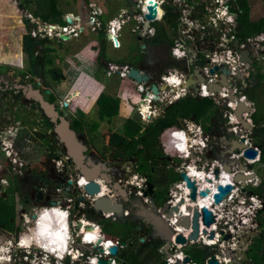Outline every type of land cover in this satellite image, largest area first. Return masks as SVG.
Listing matches in <instances>:
<instances>
[{
    "label": "rangeland",
    "instance_id": "1",
    "mask_svg": "<svg viewBox=\"0 0 264 264\" xmlns=\"http://www.w3.org/2000/svg\"><path fill=\"white\" fill-rule=\"evenodd\" d=\"M26 1L30 5H32V1L37 3V7L35 5L34 7L38 13H31L34 18L31 21L29 20V13H20V10L25 12ZM90 1L92 0H57L52 4L50 0H41V6L38 0H0V70L6 71L9 68H16L19 73L27 76L32 73L36 76L42 83L40 87L43 91L46 94L50 91L47 95L54 98L53 101L62 110H65L67 116L74 121L81 138L84 139L90 148L89 155L93 150H98L101 154L113 150L116 159H124V161L128 159V154L122 153L115 148L117 147L115 136H124L126 122L134 120L142 127L141 132L136 137L139 148L142 147L139 143H142L143 139H148L151 143L155 142L154 144L157 146L159 153L162 154L160 155L162 158L157 156L159 159H154V164L159 166L160 171L163 170L161 166L170 170L161 174L167 185L172 179L177 178V172L190 164L195 165L199 169L213 170L218 165L226 164L231 170L229 173L233 175L237 171V167L241 165L247 168L246 171L240 170L241 174H249L251 172L256 174L253 179L246 181L244 187H241L240 182L236 183L241 195L245 194V192L250 193L249 188L259 185L264 179V164L259 161L260 150L254 145L257 141L254 138V125L251 121L252 129L247 131L240 125L238 120L232 123L234 114H231L230 111L232 109L229 110L227 107L230 100L222 98L219 92H215L207 98L213 100L215 107L219 108L223 118L222 122H218L213 118L214 115L210 119L202 118L199 121L194 120V116L191 115L189 118L178 117L180 127L171 126L165 129L158 138H153L149 132V127L158 119H164L171 107L179 100L189 96L196 100L202 98L199 95V88L197 90L188 88L185 91L167 88L164 94L154 99L150 91L153 83L162 84L164 82L163 77L168 76L170 73L179 75L183 79L184 77L181 74H191L195 66H199L202 73L203 66H208L207 59L214 58L212 52L217 48L222 51L220 56L223 53L222 58H224L225 64L221 67L225 66L229 70L232 60L234 58L236 60V57L233 56L235 52L234 45H242L248 39L244 41L238 40L236 35L234 42L229 41L233 33L231 29L238 32L237 12L231 10L235 14V21L229 24L227 16H224L223 5H218L215 0H158L162 11H164L163 6L170 5L174 13L177 14L178 20L173 34L171 33L172 29L166 26V30L172 40L184 39L185 37L181 29L184 25H180L182 20L183 23L186 21L184 18L181 20V8L183 6H188L186 14L189 23L193 26L205 27L206 32L198 33L192 37L191 49L197 54V59H194V64L192 65L189 62L190 57L185 60H175L171 55V51L169 54V51L164 48L147 46L144 43V38L155 35V28L151 25L148 31H154V35H149L147 32L149 36L145 35V37L142 36L143 30L136 31L139 28L143 29V25L140 23L143 18V12L139 0H101L100 7L102 9L92 8ZM249 3L252 11L248 15L253 21L259 20L264 16L263 0H249ZM203 5L204 8H209L210 14L206 10L209 17L202 18L205 12L202 8ZM135 9H138V12H135ZM103 10L104 13L112 11V13H109L110 16H117L118 13L122 12L123 14L121 13L119 22H116L117 24L129 22L126 27L116 30L115 37L119 44H122L117 50L113 49V43L117 46L119 45L113 41L111 34L113 28L111 22L113 20L111 22L107 20V22L101 24L99 19H95L98 23L94 24L93 15L99 16ZM191 11L192 13H190ZM62 12L64 13L63 16ZM57 13L61 14L63 20H67L72 15L74 16L75 13L79 16V18L74 16L75 21L77 20L78 23L74 24L71 22L72 26H61V29L55 26L52 30L51 27L47 28L48 25L45 20L43 22L37 17L38 15L40 17L45 16L50 18V22H52L56 19L54 17L58 15ZM155 21H152L151 24ZM31 22L33 23L29 24ZM53 23L59 22L54 20ZM43 27L47 28V33H44ZM63 27H68L70 31L64 33ZM39 30H44L42 34L45 36L40 37L39 40L43 43L42 45H45L50 50L44 53L42 51H46V49L42 50V48L40 49L39 46H36L34 53L41 54L42 64H31L30 59L27 62L28 57L24 48L27 47L28 37H33V34H36ZM254 38L256 40L255 44H253L254 48L249 51L252 52L251 55L254 60L253 65L248 64L250 77L246 79L245 83L237 81L236 84L239 87L238 92L242 94H246V91L250 88L254 89L252 94L257 97L256 106L248 97L247 100L253 104V111H255L256 107L264 114V78L259 77L264 76V29L262 33L255 35ZM29 40L32 41V38H29ZM241 52L239 53L241 54ZM85 56H89V59ZM105 61L109 62L107 67L104 66ZM197 61H200L201 65ZM110 64L116 66V69H113L117 70L111 75L109 71L113 66ZM173 64L182 67L183 70L173 68ZM126 65L136 70H139V65H143L155 79L138 82L130 78L128 73L123 76ZM31 68L33 72H30ZM218 73L220 75V72ZM140 74L144 75L143 71L140 70ZM211 75L214 74H210V77ZM256 75L259 76L256 77ZM229 77H227L228 82L234 85V79L231 80ZM108 93L119 100V114L113 118L101 120L98 100ZM9 97L10 95L0 94V176L2 177L0 180V199L8 202L14 208L15 218L11 222L15 225V231L9 232L0 227V264H34L35 260H30L29 255L38 259L39 262H44L47 260L46 249H44L46 251L44 252L43 249L41 250L40 247L35 245L32 248L21 247L19 239H26L32 235L31 230L36 229L35 222L38 217L35 218L36 220L33 219L36 213H41L42 210H51L54 206L46 203V200H39V203L35 204V206H26L24 199L20 197L16 190V175L21 176L22 180H26V183L28 182L25 186V194L29 195L33 202L34 199H38L40 192L44 193L45 196L48 194L49 196H56V198H66L70 203L73 198H76V202H78L80 207L77 206L75 212H72L67 207L70 210V216L74 217V221L77 223L88 221V218L87 215L82 213L83 209H81L79 201L80 196L76 192V180L79 178L78 172L73 164L69 165L68 168L64 166L70 160L65 146L55 140V135L46 122L43 121L40 110L31 107L30 104H26L22 98L21 102L12 103L10 101L11 97ZM150 101H153L152 105H150ZM181 102L183 103V101ZM143 104L148 106L149 114L148 112L144 114L143 110H141L144 109ZM253 113L245 114L247 115L246 119L249 120ZM6 122L8 124L5 126ZM218 124H220L219 128ZM202 127L203 129H201ZM205 127L208 129L207 131H205ZM234 128H237V134L231 132ZM171 130H180L191 135L193 132L197 133L198 136L195 141H199L204 147L200 149L198 147L193 152L186 153L188 158L185 159L184 155H180L174 149L178 143H173V139L169 138L171 137ZM25 136L27 138L24 143L22 141ZM238 136H245L247 142L249 139V145L258 150V157L253 159V163L247 162L243 157H236L241 152L231 148V140L239 138ZM126 140H129L128 142L132 141L131 139ZM140 157L141 159L145 158L144 153H141ZM232 161H234V165H231ZM123 167L131 170L134 166L127 163ZM142 170L145 171L146 168ZM173 173H177V175ZM156 174L155 172L152 177L153 183L156 182ZM65 176L66 179H64ZM171 177L172 179L170 180ZM48 179L54 181V184L46 185L45 181ZM60 179L64 180L63 183L67 187L70 180L75 181L71 188L72 192H65L63 185L61 186L62 188L59 187ZM156 184L155 186L158 187L159 184ZM169 190L175 193L176 188L172 187ZM98 219L102 218L98 217ZM95 223L97 224V222ZM119 223H123V221L110 218L104 224H101L102 228L101 226L100 228L103 229L102 232L107 237H111V234L128 233V224L125 222L123 224ZM79 232L80 229L77 226L70 229L71 240L68 246L71 255H74L72 252L78 249L75 251L88 252V254H92L90 255L92 257L96 248L88 251L86 247L91 245H83L81 243ZM259 233L260 229L258 227L253 228L243 233L242 238L245 242H252ZM36 237L38 235L34 236V238ZM124 238L129 240L127 235ZM130 240L134 243L133 247L129 248V242L126 241V250L129 248L132 251V249H137L134 247L138 246L152 247L148 245V242L142 243L139 236H135V234ZM125 249H119L118 261L120 260V252L123 254L126 251ZM212 250L215 251L216 247H212ZM161 255L163 263L165 255ZM25 257L27 258L25 259ZM49 257L48 260L50 261L52 257L50 255ZM142 257V254H140L139 258ZM11 258L12 262L10 263ZM147 259H145L143 264H146ZM66 263L73 264L74 262L71 258H68ZM54 264L62 263L55 261Z\"/></svg>",
    "mask_w": 264,
    "mask_h": 264
},
{
    "label": "water",
    "instance_id": "2",
    "mask_svg": "<svg viewBox=\"0 0 264 264\" xmlns=\"http://www.w3.org/2000/svg\"><path fill=\"white\" fill-rule=\"evenodd\" d=\"M144 0V3H148L146 6L149 13L145 14V21L143 23V33L144 37L148 29L151 27V22L157 18V4L153 3L151 0ZM140 3V5L143 4ZM138 12V9L134 10ZM142 39V37H140ZM238 47V44L236 45ZM190 64H194V59H197L196 52L190 50ZM240 61L247 64H254V60L250 57V53L246 50L241 52ZM220 72V83L209 84V91L212 93L219 92L223 87L228 88L230 93L229 99L232 102L237 103V108L235 110L236 119L240 125L250 131L252 129L251 124L248 120H245L243 114L250 113L252 110L244 101L243 96L236 92L234 87H230L227 77L230 75V70L227 67L214 66L210 73L214 74ZM130 78L141 82L147 80V77L143 74H140V70L131 68L128 72ZM205 78L201 73V68L195 66L192 73L187 79V88H192L194 90L198 89V85L201 82H204ZM1 83V82H0ZM245 83V82H244ZM24 93L29 100H34L39 103L41 109L45 115L50 119V121L55 125V133L57 139L64 144L67 154L70 158V162L75 165L76 171L84 179V186L82 189L77 188V194H79V201L84 202L88 209H90L95 215L100 216L102 219H113L117 220L120 218H125V211L129 213L126 203L128 202V197L125 189L122 187L120 182L113 181V178L110 176V168L107 166V163H96L93 162L88 157V152L90 150L89 146L81 139L78 132L73 128L71 120L67 117V112L59 111L56 104L50 102L45 95L42 93L41 89L35 88L33 85L23 86ZM153 91L158 94V87L154 85L152 87ZM162 90H167V86H162ZM250 125V126H249ZM239 137V136H238ZM249 142V139H248ZM246 141L245 136H240L237 139L231 140L233 149H236L238 152H242V155L245 158L250 160L257 157L258 150L249 145ZM232 160H234L232 158ZM231 165H234V161L231 162ZM225 173H229L231 170L226 165H221ZM240 170L246 171L247 168L244 166H238L237 171L234 173L233 182L236 184L240 182L241 187L246 185V181L253 179L256 174L253 172L249 174H241ZM214 178L218 177L220 171L216 168L212 171ZM230 174V173H229ZM178 179L184 182V187L188 191L186 194L184 192L183 198H178L171 207L167 208L165 206H158L157 200L155 203L145 204L147 205V210L144 212L142 219L143 237H148V240H158L160 243H163L162 250L163 252L171 256L169 249L172 248L171 238L174 236V243H179L181 245H186L190 243H197L198 240L203 237H208L209 239H215L216 233L214 229H211L210 226L214 224L215 217L212 213L214 207L218 206L219 203L233 190V186L229 183L227 184H217L215 186V191L212 192L210 188L199 187L200 183L206 182L212 185V179L207 177L201 182H198L197 178H192L189 176L188 172L182 168L178 172ZM202 179V178H201ZM72 183V181H70ZM106 188L109 192L106 195H102L103 188ZM152 193V191H151ZM147 194L143 193V197ZM211 196L212 207L209 209L208 206L203 205L199 210V199H208ZM39 198H44L42 192L39 193ZM187 199V200H186ZM53 206H59L60 203L55 201L51 202ZM184 206L187 210L186 214H183L181 207ZM86 213V212H82ZM36 216H33L35 219ZM174 221L173 226H171L170 221ZM92 223V222H91ZM81 225L78 222L77 227ZM92 228V227H88ZM174 228L178 229V232L175 233ZM224 241H227L231 238L229 234H224L223 231L220 232ZM186 235V237H185ZM129 238L131 236H128ZM141 238V241L143 240ZM102 242V238L98 243ZM224 243H220V246H223ZM126 242L123 240L121 246H125ZM117 245H112L109 250L112 255L117 257ZM100 252L104 251V248H99ZM225 254L231 256L234 264H239L235 253L230 249H225ZM189 255H185L181 263L191 262ZM253 262L254 259H253ZM99 264H111L112 259H98ZM120 264H128L125 260L121 259ZM174 264H180L179 260H176ZM208 264H220V261L216 258L215 254H211Z\"/></svg>",
    "mask_w": 264,
    "mask_h": 264
},
{
    "label": "trees",
    "instance_id": "3",
    "mask_svg": "<svg viewBox=\"0 0 264 264\" xmlns=\"http://www.w3.org/2000/svg\"><path fill=\"white\" fill-rule=\"evenodd\" d=\"M52 4L56 2V0H50ZM39 4L42 6L41 0H38ZM264 2V0H263ZM232 11L237 12V22H238V32L237 36L238 39H241L244 41L247 38H252L255 35L262 33L264 29V16L261 17L259 20L253 21L250 18V11L252 9L250 8L249 0H233L232 2ZM164 10V16L161 21H155L153 22L152 26L155 28V35L149 38L144 39V43L147 46H158L161 48H164L166 50L170 51L172 47L174 46L175 40H172V38L169 36L167 32V27L172 29V34L174 33L173 30L176 29L177 25V14L174 13L172 6H163ZM58 14V13H57ZM61 14H58L56 19L63 25L65 24V21L62 19ZM45 20H49L50 18L43 16ZM60 17V18H58ZM58 18V19H57ZM53 20V21H54ZM29 38H32V41L29 40ZM35 39L33 37H28L27 41V49L30 53H33L34 56V49H32V46H36L34 44ZM42 58L35 57L34 61L37 64L38 61H41ZM199 65L200 61H197ZM130 65V64H128ZM136 65V64H134ZM132 66V65H131ZM173 68H179L181 70L182 67H178L177 65L173 64ZM259 75H256V77ZM260 78H264V76H259ZM254 91L253 88H250L246 91V96L250 99V101L254 102L255 106L257 104V97L252 94ZM183 101V103L181 102ZM99 113L101 120H105L106 118H113L119 114V106L120 102L118 99L113 98L112 96H109L107 94H104L99 100ZM45 118L46 115L43 114ZM194 116V120L199 121L200 119H210V117L215 118L218 122H222L223 118L221 115V112L219 108L215 107V104L213 100L209 98H201L199 100H196L192 97L183 98L176 102L175 105L171 107L169 112L167 113V116L164 119H158L155 121L150 127L149 132L153 136V138H158L161 133L171 127V126H179L180 122L178 121V117L183 118H189V116ZM250 119L252 121V124L254 125V138L257 139V141L254 143V145L259 148L260 150V158L259 161H261L264 164V114L261 113L260 110H258L255 107V111L250 116ZM48 123L51 125L52 123ZM220 127V124H218V128ZM126 131L124 136L117 135L115 136L116 140V149H119L120 152L128 154V156H136L140 157L141 153H144V157L141 160H147L152 155L154 156H160L162 155L159 153V150L157 149V146L154 144L155 142H150L148 139H143L142 143H139L142 145L141 148L138 146V140L136 137L141 132L142 127L140 124L135 122L134 120L129 121L125 125ZM205 131H207V127L204 128ZM226 135V134H225ZM131 139L132 141L128 142ZM161 157V156H160ZM175 174V173H173ZM177 175V173L175 174ZM172 177L170 178V180ZM178 180V175L176 179H172L171 182H176ZM46 185H52L54 182L50 179L46 180ZM170 182V183H171ZM28 184L25 180H21L18 175L15 177V186L17 193L24 199V201L30 200V196L25 194V186ZM61 184V183H58ZM250 193H253L258 196L264 197V179H262V182L259 183L257 186H252L249 188ZM24 202V204H25ZM15 218V211L14 208L6 201H0V227H3L1 229L7 230L9 232H14L15 225L13 221ZM87 218L89 221L97 222L99 225L104 224L107 219L100 220L95 218V214L88 212ZM257 221L259 223V229L260 233L252 240V242L249 244V249L251 251L252 257L254 259V264H264V208L259 210ZM123 224V223H119ZM105 230V229H104ZM113 236H120L122 240L131 242L129 245L130 247H133V242L131 240H125L124 236L129 234H111ZM131 239V238H130ZM111 240V239H109ZM148 245L152 247H144V246H138L134 247L137 248L135 250L132 249V251L128 248L126 251L123 252V254L120 252L121 259L125 260L128 264H143L145 259L146 264H163L162 263V255L163 254L161 249L160 243H151L148 242ZM184 252L189 255L191 260L193 262H196L197 264H205L206 258L213 253L212 247L207 245H198V244H192L189 247L184 249ZM142 254V258H139V255Z\"/></svg>",
    "mask_w": 264,
    "mask_h": 264
},
{
    "label": "built area",
    "instance_id": "4",
    "mask_svg": "<svg viewBox=\"0 0 264 264\" xmlns=\"http://www.w3.org/2000/svg\"><path fill=\"white\" fill-rule=\"evenodd\" d=\"M139 1L141 3L144 0H139ZM215 1L218 5H223L222 9L224 10V16H227L228 23L232 24L235 21V19H234L235 14L231 11L232 10L231 8L233 6L231 3V0H215ZM202 8H203V11H205L203 13V16H202V18H203V17L207 16L208 12L210 14V11H209L208 7L204 8V5L202 6ZM206 10L208 12H206ZM146 11L147 12H144L142 10L143 18L141 19V22H140L141 25H143V23L145 21V14L149 13L148 9ZM187 12H188V6L187 5L183 6L181 8V20H182V18H184L186 21H184V23H183V20H182L180 25H184V27L181 29L183 30L182 33H184L185 37H184V39H177L174 42V46L171 49V55L175 60L188 59L190 57L192 37L198 33L206 32V29L204 26H193L191 23H189L187 21V19H188V16L186 14ZM190 13H192V11ZM207 17H209V16H207ZM155 20L160 21L161 19L157 16V18ZM94 22L98 23V21H95V16H94ZM116 22H117L116 20H113L111 22V25L113 27L111 33L115 32V34H116V30L120 28V23L117 24ZM126 22H128V21H126ZM201 25H202V23H201ZM50 27L53 30V28L55 26H53V25L48 26V28H50ZM46 29L47 28L44 29L45 30L44 33H47ZM44 30H39V32H36V34H33V37L34 38L45 37L42 34V32ZM139 30L141 31L142 28L141 29L139 28L136 31H139ZM151 30H153V29H151ZM63 31H64V33H67L70 31V29L68 27H63ZM231 32H233V33L231 34L229 41L234 42L233 40H235L237 32H235L234 29H231ZM148 33H149V35H154V31L150 32V30H149ZM49 35H51V33H49ZM186 35H187V37H186ZM255 41H256L255 38L252 37V38H248L247 41L244 42L242 45H238V47H236V45H234V48H235L234 51L235 52H234L233 56L236 57V60L234 58L232 60L233 62L231 64V67H229V70L231 72L229 75L230 76L229 78H231V80L234 79L233 80L234 85H232L231 82L229 84H230V87H234L236 92L239 91L238 84H236L237 81H239V83H243L246 81V79H248L250 77L249 66L247 63L240 61L241 54L239 52H241L242 50H248V52L251 51L254 48L253 44H255ZM121 45L122 44H119L117 46L113 43V46L115 48H120ZM220 52H222V51L219 50V48L214 50L212 52L214 58L207 59L208 60L207 61L208 66L207 67L203 66V68H202V73H203L202 75L204 76L205 80H204V82H201L198 85V88L200 90L199 95L202 98H207L210 95H213V93L210 91H208V93L205 94L204 93V87H207V90H209V84L221 82V78H220V75L218 72L214 73V75H211V77H210V74H211L210 70L214 66L221 67L225 64L224 58H222L223 53H221V56H220ZM249 53H250V57L252 58V55H251L252 52H249ZM215 58H217V59L214 60ZM227 64H230V63H227ZM241 64H243V65H241ZM110 65L113 66V64H110ZM243 67H245V68L242 69ZM113 68L116 69V66L111 67V69L109 71L110 75H111V73L117 71V70H114ZM130 69H131V67L126 65L124 68V74H122V75L126 76V74L129 72ZM205 75H206V77H205ZM181 76L184 78L181 79L179 77V75H176L174 73H170L168 76L163 77L164 82H162V84H160V86L166 85L167 88L172 89L171 85L178 84V82H181V83H183L182 85H184V87H182L183 88L182 91H185L186 89H188L186 84H187V79L189 77V74H186V75L181 74ZM162 94H164V91L159 93V96L158 95L156 96L152 93V96L154 97V99H157V97L159 98ZM240 94L243 96V99L247 103V105L251 108V110H252L251 112H254L253 111V104H251L247 100V96L245 94H242V93H240ZM229 95H230V93H229ZM230 102H232V101H230ZM227 107L229 110L232 109L230 111L231 114L232 113L234 114L232 117L236 118L235 110L237 108V105L235 106L234 109L231 108L229 106V104ZM245 114H247V113H244L243 116H244L245 120H248V119H246L247 115H245ZM248 121H249V123H251L250 119ZM201 129H203V127ZM171 131H172V133H170V136L180 134L178 132H181L182 133L181 137H184V134H185L184 131H180V130L179 131L178 130L177 131L171 130ZM231 132L234 134H237V128L232 129ZM236 157H238V158L243 157L242 152L239 153L238 155H236ZM243 158L246 161L248 160V158H245V157H243ZM252 161H254V160L252 159ZM231 176L233 178L234 175L231 174ZM81 178H82L81 176H79V178H77V180H76V184H77L76 186L77 187L76 188L82 189V187L84 186L85 183L82 182L83 178L82 179ZM70 181H72L71 184H73V185L75 184V181H73V180H70ZM176 182L177 183H175V186L177 188L184 185V182L182 180L178 179ZM137 194L139 196H141L140 191L137 192ZM167 203H168V206L171 207L174 204L173 199L167 201ZM50 205H51V203H50ZM67 207L68 206H57V208H60L62 210V213H64L68 217V216H70V214H69L70 210ZM263 208H264V197L255 195L253 193H246V192H245V194L241 195L237 184H235L233 190H231V192L229 194H227V196L219 203V205L217 206V211L216 212L214 210L212 211V213L215 217V222H214V224H212L210 226V228L215 230V233H216L215 238L218 240L219 245H220V243H224L223 246H220V250L217 253H215L216 258L220 261V264H233L232 257L227 256L225 254V249H230L232 252L235 253V256L237 257L239 264H254L252 254H251V251L249 249V244L251 243V241L245 242L244 239L242 238V234L247 232L248 230H252L253 228H257V227L259 228V223L257 221V218H258L259 210H261ZM45 212H47V211L42 210L41 213H36V215L38 216V219H41L42 217H44ZM124 213H125V215L127 214L126 211ZM169 221H170L171 226H173L174 221H172V220H169ZM74 225L76 227L78 224L74 223ZM97 227H100V226L97 225ZM174 231L176 233V232H178V229L174 228ZM221 231H223L224 234H229L231 236V238L227 241H224L222 238V235L220 234ZM99 234L102 236V242L99 244H100V247L104 248V251H103V253L98 254V256H96L95 259H94V257L91 259L92 264H97V260L99 258L112 259L111 264H115V256L111 254L109 249H107V245H108L107 243H109V242L111 243L108 245L109 248L112 245H117L118 247H121L122 239L119 237H113V238L107 237L106 234L102 232V229L99 230ZM79 237H81V234H79ZM185 237H186V235H185ZM81 239H83V238H81ZM109 239H111V240H109ZM205 239H208V237L201 236V238L199 240L202 243H205L208 245L218 244V243H207ZM19 241H20L19 243L21 245V239H19ZM89 245H92V244H89ZM171 245L175 247L174 252L172 253L171 256H168L165 258L164 264H174V262L176 260H179L180 264H183V263H181V261H182L183 257L186 255L184 253L185 247L181 244L174 243V236L171 238ZM49 255L50 254L47 253V256H46L47 260H45V261L43 260L45 263L42 261L39 262V260L32 257V255H29V257L31 258L30 260H35L34 264H48L47 262L51 261V260L50 261L48 260V258H50ZM73 257H75V256H73ZM26 258L27 257H25V259ZM172 258H173V260L170 261ZM184 264H196V263H184ZM205 264H208V261Z\"/></svg>",
    "mask_w": 264,
    "mask_h": 264
},
{
    "label": "flooded vegetation",
    "instance_id": "5",
    "mask_svg": "<svg viewBox=\"0 0 264 264\" xmlns=\"http://www.w3.org/2000/svg\"><path fill=\"white\" fill-rule=\"evenodd\" d=\"M94 24L96 25L97 23L94 22ZM111 34H112V36L114 38L113 41L117 40L115 38V36L113 35V33H111ZM147 36H149V35H147ZM117 42H118V40H117ZM34 44H36V42H34ZM118 44H119V42H118ZM36 48L37 47L33 45L32 49H34V51H35ZM49 50H47V52ZM24 51H25V54L28 57L27 62L30 59L31 60V64L35 63L34 56L41 58V54L34 53V56H33V53H30L28 51L27 47L24 48ZM38 63H41V61H38ZM108 63L109 62H107V63L105 62V64H107V65H108ZM28 66H30V65H28ZM138 69L143 71L144 75L147 77V80L148 79H150V80H154L155 79L152 75L149 74V72L145 69V67L143 65H139ZM30 72H33L32 68H31ZM0 82H1L0 83V94H5V95H8V96L10 95L11 98L10 97L9 98H10V101L12 103L21 102V100L23 99V101L26 102V104H30L31 107H34V108H37L38 110H40L41 113H42V116H43V121H45L47 126L50 127L51 130L53 131V133L55 135V140L59 141L57 139V136H56V133H55V125L50 121V119L47 116H46L47 118L44 117L43 114H45V113L41 109V106H40L39 103L35 102L34 100H29L27 98V96L24 93V89L22 88L23 86L33 85L35 88L41 89V91L45 95V97L50 102L56 104V106H57L59 111H65V110H62L61 107L55 101H53L54 98H52L51 96L49 97L47 95L50 91L47 94L43 91V89L40 87V85L42 84L41 81H39L38 78L36 76H34L32 73L27 76V75H25L23 73H19L16 68H13V69L9 68L6 71L0 70ZM154 85H156L158 87V94H156L153 91V89H152V87ZM150 91L154 95H156V96L158 95L159 96V93H161L162 91H165V90H162V86H160V84L157 85V84L153 83L152 86H151V90ZM6 99H8V98H6ZM152 104H153V101L151 102L150 105H152ZM48 120H49L50 123H52L51 125L48 123ZM71 123H72L73 128L78 132V134L80 136V132L76 128L73 120H71ZM127 123L128 122H126V124ZM7 124L8 123L6 122L5 126ZM26 138H27V136H25L23 138L22 142L25 143ZM82 140L84 141V139H82ZM231 148H233L232 144H231ZM88 157H89V159H91L93 162H96V163H107V166L111 169L109 174L113 178V181L120 182L122 187L125 189V191L127 193V197H128V202L126 203V207L128 208L129 213L126 214L125 218H120L119 220H122L123 223L125 222V223L128 224L129 232L131 231L130 235H128V236H131L130 238H132L134 236V234H135V236L138 235L139 239L141 240V238H142L141 234L143 233V231H142L143 228L141 227L142 219H143V216H144V212H146V210L148 208L147 205H145V204L155 203V201L157 200L158 206L160 204H163V205H160V206H165V207L169 208L167 201L173 199V196L178 191L177 187L175 186V182H171V183H169L167 185V183L165 181H163V182L161 181V179H163L161 174L164 173L165 171H170V170L166 169L163 166H161L163 168V170L160 171L159 170V166L158 165L155 166V164H154V159H159V158L157 156H154V155H152L147 160H143V161L139 157L128 156L127 157L128 159H126L124 161V159H116L113 150L110 151V152H106L105 154H101V152L98 151V150H93V151L90 152V155H89V152H88ZM127 163L133 165L134 166L133 169L130 170V169H127V168L123 167ZM71 164H73V163L70 162V160H69L68 163H66L64 166H66V168H68L69 165H71ZM143 168H146V170L143 171L142 170ZM155 172L157 173L156 177H155V181H156L155 183L159 184L158 187L155 186V183H153V181H152V179H153L152 177L155 175ZM174 172H176V171H174ZM78 175L80 176L79 173H78ZM19 178L22 180L21 176H19ZM1 179H2V177L0 176V180ZM64 179H66V176H65ZM59 181H57V182L61 183V184H59L60 188H62L61 186L63 185L64 188H65L64 189L65 192H68V191L72 192L71 188H72L73 184H71L70 181H69L68 187L64 185V183H63L64 180L63 179L62 180L60 179ZM166 185H167V187H166ZM172 187L176 188L175 193H172L173 191L170 192L169 188H172ZM76 191H77V188H76ZM139 191L141 192V196H139L137 194V192H139ZM151 191H152V193H151ZM143 193H145L147 195L145 197H143ZM39 200H46V203H48V204L51 203L52 201H55L57 203H60L59 206H68V208L72 212L76 211V208H75V204L76 203H77V206H78V202H76V198H73L71 200V203H70L68 201V199H66V198H56V196L53 197V196H49L48 194H46V196L44 194V198H42V199L39 198V194H38V199H34V202H33V200L30 198V200L25 202V205L26 206H29V205L35 206V204L39 203ZM0 201H3V199H0ZM80 204H81V207H82L81 209H83L82 212H86L85 215H87L88 212H92L90 209L87 208V206H86V204L84 202H80ZM70 205H72L71 207L73 209L70 207ZM78 207H80V205ZM98 217H100V216L95 215L96 220L98 219ZM100 220H104V219H100ZM89 222L95 223L94 221H89ZM97 225H99V224L97 223ZM130 238H129V240H130ZM142 239L143 240L141 242H143V243H145V242L158 243L159 242L158 240H148V237H143ZM199 243H201V245H207V246H210V247H216V250L213 251V254L217 253L220 250L219 243L218 244H214V245H208V244L202 243L201 241H199ZM199 243L198 242L197 243H190V244H186V245H183V246L185 248H187V247H189L192 244H198L199 245ZM128 244L131 245L130 242ZM177 244H179V243H177ZM125 246L118 247L117 255H118L119 249H124ZM162 246H163V243H161V249L160 250L165 255V258H166V257H168V255H166L163 252ZM67 247H68V245H67ZM24 248H28V247L24 246ZM86 248H87L88 251H91V250H93V248H96V251L93 253L92 257H90V255H92V254H90V253L88 254V252L85 253V252H82V251H78V252H81L82 254L79 253L77 257H73L74 255H71V252L69 251L70 252V258L72 259V261H74L73 264H92L91 259L93 257L98 256V254L103 253V252L99 251L100 247L97 246V243L93 244L91 246H88ZM174 249H175L174 246H172V248L169 249V251L171 252V255L174 252ZM75 250H78V249H75ZM75 250L72 252L73 254H74ZM210 256H211V254L206 258L205 263L207 261H209ZM165 258H164V260H165ZM120 261H121V257H120V260L118 261V256L117 257L115 256V264H120ZM59 262H61L62 264H67L64 261H59ZM188 263H196V262H193V260H192L191 262H188ZM48 264H54V262L51 260ZM97 264H99L98 260H97ZM163 264H164V262H163Z\"/></svg>",
    "mask_w": 264,
    "mask_h": 264
},
{
    "label": "bare ground",
    "instance_id": "6",
    "mask_svg": "<svg viewBox=\"0 0 264 264\" xmlns=\"http://www.w3.org/2000/svg\"><path fill=\"white\" fill-rule=\"evenodd\" d=\"M151 1L153 3L157 4L156 5L157 6V12H158L157 16L161 17L162 14H163V11L159 7V1L158 0H151ZM147 2H149V0ZM147 5H148V3H144L143 2V4L141 5V10H143L144 12H147L146 11L147 10V8H146ZM73 18H74L73 15L70 16L68 18V21L73 23V20H74ZM113 35L115 36V32H113ZM115 42L118 43L117 40H115ZM241 65H243V64H241ZM182 84L183 83L178 82V84L171 85V87H172L173 90H177V89L183 90L182 87H184V85H182ZM208 91L209 90H207V87H204V93L207 94ZM219 93H220L222 98L226 99V98L230 97L228 88H226V87H223L222 89H220ZM228 104L233 109L237 105L235 102L232 103V102H229V101H228ZM143 107H144V109H141V110H143L144 114L146 112H148V114H149V111H148L149 108L147 109L148 106H146V104H143ZM236 120L237 119L232 117V123L237 122ZM178 133H180V134H176V135L171 136L169 138H171V140L173 139V143L174 142H175V144L178 143L174 147L175 151H177V153H180V155L183 154L184 158L187 159L188 155H185L187 153V148H186V145L184 144V142H186L187 139L185 140L184 137H181V135H182L181 132H178ZM168 140H170V139H168ZM247 161L250 162V163L254 162V161L249 160V159ZM216 167L220 171V173H218V177L217 178H214V175L212 173L213 169H205V168L204 169H202V168L199 169L193 164L187 165L186 167H184V169L188 172L190 177L197 178L198 182H201V180H204L207 177L211 178L212 179V185L211 184L208 185V183H206L204 181V182L200 183L199 187H203L205 185V187L206 188H210L212 192L215 191V186L217 184L224 185V184L229 183V184H231L234 187L235 183L233 182V178H232L231 174L225 173L223 171V168H222L221 165H218ZM83 181H84V179H82V182ZM177 190L178 191L173 196V202L174 203L177 202L178 198H183L184 196H186V195H184V192L186 194L187 190L185 189L184 185H182L179 188H177ZM108 192L109 191L104 187L102 195H106V194H108ZM198 201H199L198 202L199 210H200V208L203 205L208 206L209 209L212 207V204L210 203L211 202V196H209L208 199H199ZM76 206H77V203L75 204V208H76ZM181 210H182L183 214H186L187 210L185 209L184 206L181 207ZM213 210L216 212L217 211V206L214 207ZM46 211L47 212H45L44 214L47 213V217L48 218L47 219H42L43 218L42 217L41 219H38V218H37V220L35 219L36 220V222H35L36 229H32L31 230V232H32L31 236H28L26 239L25 238H21V245L20 246L21 247L26 246L28 248H32L33 245H35V246H38V247L45 248L46 251H48V252H52V253L56 254V253L60 252L59 246L62 243H65L66 245H68V243H69L70 237L66 234L65 228H66V225L70 228V226L68 225L70 220H69V217H67L64 213L61 212L62 210L60 208H57L55 206L52 207L51 210H46ZM36 217H38V216H36ZM80 223H81V225L79 227V229H80V233L79 234H81V238H83V239H81V242L83 244H85V245H89V244L93 245V244L97 243V246L100 247V244L98 242L102 238V236L99 234V230L101 228L97 227V224L91 223V222H89L87 220L80 221ZM44 227L47 228V231H44L43 234H41ZM88 227H92V228H88ZM56 233L60 234V238H57ZM35 235L36 236L38 235L39 238L38 237L34 238ZM89 237H94V238L93 239H89ZM54 240L56 241L55 243H53ZM205 240H206L207 243H218V240L216 238L215 239H209L208 238V239H205ZM199 241L200 240H198V242ZM107 244L109 245L111 243L109 242ZM108 245H107V249H109ZM67 249L70 251L69 246L67 247ZM79 253L82 254L81 252L75 251L74 252V256L76 255V257H77ZM94 259H95V257H94ZM172 260H173V258L170 261H172Z\"/></svg>",
    "mask_w": 264,
    "mask_h": 264
},
{
    "label": "crops",
    "instance_id": "7",
    "mask_svg": "<svg viewBox=\"0 0 264 264\" xmlns=\"http://www.w3.org/2000/svg\"><path fill=\"white\" fill-rule=\"evenodd\" d=\"M57 1V0H56ZM27 2V4H26V6H25V12L24 11H21L20 9V13H23V14H28L29 13V20L31 21V19H34L33 18V16H32V12L34 13V12H36L37 10H35V7H34V5L37 7V3H35L34 1H32V5H30V4H28V1H26ZM91 3H92V8H101L100 6H101V3H102V1L101 0H92V1H90ZM21 5H22V3H21ZM104 6V5H103ZM108 6V5H107ZM34 7V8H33ZM39 8V7H38ZM37 9V8H36ZM102 9V8H101ZM18 11V10H17ZM18 13V12H17ZM38 12H36V14H37ZM109 13H112V11L110 12V11H108L107 13L105 12L104 13V10H103V12H101V15H94L95 16V19L97 20V19H99L100 20V23L102 24V23H105V22H107V20L109 21V22H111L112 20H114V19H116V21L117 22H119L118 20H120V15H121V13H118L117 14V16H118V18H117V16H114V15H112V16H110L109 15ZM31 14V15H30ZM63 12H62V16H63ZM123 14V13H122ZM74 16L75 17H77V18H79V16H77V14H75L74 13ZM114 16V17H113ZM163 16H164V11H163V15L160 17V16H158L161 20H162V18H163ZM38 17V19H40V20H43V22H44V17H40L39 15L37 16ZM58 18H60V17H58ZM111 18V19H110ZM74 20V24H77L78 23V21L76 20L75 21V18H73ZM50 20L51 19H49V20H45V23L48 25V26H50V25H53V26H58L60 29H61V26H70L71 25V22H69L68 21V19L67 20H64L65 21V24L63 25L62 23H60L59 21H57V22H59V23H53V21L52 22H50ZM160 20V21H161ZM29 21V22H30ZM36 21V20H35ZM81 21V20H80ZM37 22V21H36ZM33 22H31V23H29V24H32ZM37 23H39V22H37ZM128 23L129 22H125L124 24L122 23H120V28H119V30L121 29V28H123V27H126V25H128ZM40 24V23H39ZM44 24V23H43ZM72 26V25H71ZM48 28V27H47ZM43 29H45V27H43ZM122 37V36H121ZM118 38H119V40H120V37L118 36ZM35 39V42H36V46H39L40 47V49L42 48V50H44V49H46V51H42V52H47V50H49V49H47V47L45 46V45H42L43 43L41 42V40H39V38H34ZM78 42H79V40L78 39H76ZM121 41V40H120ZM112 43V42H111ZM106 45H107V41H106ZM32 48H33V46H32ZM113 49H115V50H117V49H119V48H115V47H113ZM87 59H89V56H85ZM106 63H107V61H105ZM40 64H42V61H41V63ZM104 66L105 67H107V64H105L104 63ZM62 69V68H61ZM107 95H109V96H112V95H110L109 93L107 94ZM161 181L163 182V181H165V180H163V179H161ZM166 182V181H165ZM101 226V225H100ZM102 227V226H101ZM103 230V229H102ZM127 234H129L130 235V232H128ZM110 237V236H109ZM113 237H119V238H121L119 235L118 236H113V235H111V238H113ZM143 243V242H142Z\"/></svg>",
    "mask_w": 264,
    "mask_h": 264
},
{
    "label": "clouds",
    "instance_id": "8",
    "mask_svg": "<svg viewBox=\"0 0 264 264\" xmlns=\"http://www.w3.org/2000/svg\"><path fill=\"white\" fill-rule=\"evenodd\" d=\"M198 135H197V133H195V132H193V134L191 135L190 133H185L184 134V139L186 140L187 139V141L186 142H184V144L186 145V148H187V153L189 154L190 152H193V150L194 149H198V147H199V149L202 147H204L203 146V144H201L199 141H195L196 140V137H197ZM183 155V154H182ZM187 155V154H186ZM180 157V156H179ZM69 217V220H70V222L68 223V225L70 226V228L66 225V228H65V232H66V234L70 237V240H71V236H70V229H71V227H75V225H74V223H77V222H75L74 221V217H70V216H68ZM48 217H47V213L45 214V216L42 218V219H47ZM78 224V223H77ZM44 231H47V228L46 227H44L43 228V230H42V233L41 234H43V232ZM56 236H57V238H60V234L59 233H56ZM94 237H89V239H93ZM69 240V241H70ZM56 241L54 240L53 241V243H55ZM69 245V244H68ZM41 248V250L43 249H45V248H43V247H40ZM59 248H60V252L59 253H56V254H54V253H52V252H48L47 251V253H49L50 254V256L52 257V261L53 262H59V261H64V262H66V259H68V258H70V252H69V250L67 249V245L65 244V243H62L60 246H59ZM70 249V248H69ZM44 252H46L45 250H44ZM12 262V258H11V260H10V263ZM7 263H8V261H7Z\"/></svg>",
    "mask_w": 264,
    "mask_h": 264
}]
</instances>
